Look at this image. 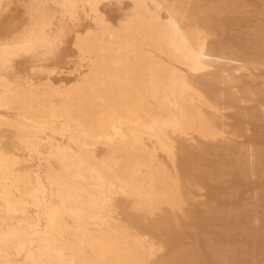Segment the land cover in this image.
<instances>
[{"label":"bare ground","instance_id":"1","mask_svg":"<svg viewBox=\"0 0 264 264\" xmlns=\"http://www.w3.org/2000/svg\"><path fill=\"white\" fill-rule=\"evenodd\" d=\"M257 70L264 0H0V264H264Z\"/></svg>","mask_w":264,"mask_h":264},{"label":"rangeland","instance_id":"2","mask_svg":"<svg viewBox=\"0 0 264 264\" xmlns=\"http://www.w3.org/2000/svg\"><path fill=\"white\" fill-rule=\"evenodd\" d=\"M249 1H250V2H253V0H246V3H248ZM255 1H256V0H255ZM244 2H245V0H244ZM11 15H12V14H11ZM84 24H85V23H83V25H84ZM63 51H64V49H62L60 52L63 53ZM51 61H52V60L48 61V62L46 63V65H49V66L51 65V66H52L53 63H52ZM51 63H52V64H51ZM54 63H55V62H54ZM60 66H61V65H60ZM20 67H21V68H19V66H18V68H19L20 70H23V69H22V66H20ZM65 67H66V69L69 68L68 66H65ZM261 73H264V70H259V71L257 70V71H255V73L253 72V75L255 74L254 76H257V75H260ZM256 74H257V75H256ZM64 77H65V78H64ZM70 78H71L70 76H64V75H61V76H56L54 79H65V80H67V79H70ZM243 81H246V79H243ZM260 81H261V79H259V80L257 81V78H256V81H255V82L258 83V82H260ZM252 104H253V103H252ZM230 122H232V120H231ZM242 125H246V127L243 128L244 126H242ZM247 126H248L247 124H241L240 129L242 128V130H243V129H246V130H243V131H242V132H243V136L240 137L239 140L237 139L238 142H243V141H245V140L247 139V137H250V136H251L252 128H250V126H248V128H247ZM249 129H250L251 131H248ZM245 131H247L248 134H246ZM257 131H258V132H257ZM257 131H253L254 134H253V132H252V135H258V136H261V135H262V133H261L262 131H261V130H260V131L257 130ZM249 133H250V134H249ZM244 135H245V136H244ZM246 135H247V136H246ZM249 135H250V136H249ZM244 137H245V138H244ZM241 139H242V140H241ZM258 179H259V178H258ZM258 179H257V181H259ZM260 179H261V181H264V178H260ZM254 181L256 182V179H255ZM258 183H261V182L259 181ZM258 183H257V184H258ZM246 191H248V190L246 189ZM246 195H247V194H246ZM247 196H249V194H248ZM202 199H203V198H202Z\"/></svg>","mask_w":264,"mask_h":264}]
</instances>
